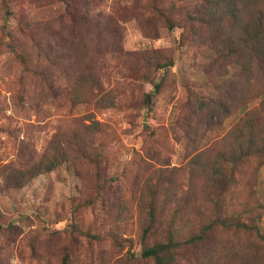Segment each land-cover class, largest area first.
Wrapping results in <instances>:
<instances>
[{
    "label": "rangeland",
    "instance_id": "rangeland-1",
    "mask_svg": "<svg viewBox=\"0 0 264 264\" xmlns=\"http://www.w3.org/2000/svg\"><path fill=\"white\" fill-rule=\"evenodd\" d=\"M263 35L264 0H0V264H264Z\"/></svg>",
    "mask_w": 264,
    "mask_h": 264
},
{
    "label": "trees",
    "instance_id": "trees-1",
    "mask_svg": "<svg viewBox=\"0 0 264 264\" xmlns=\"http://www.w3.org/2000/svg\"><path fill=\"white\" fill-rule=\"evenodd\" d=\"M246 45H247V43H246ZM254 49L257 50L258 49V46H255ZM218 227H221V228H224V229H235V230H242V229H244L245 232L246 231L248 233L252 232V230L250 228L244 227L243 225H241L239 223L227 222L226 220L220 221L218 223ZM208 228H211V227H208ZM207 231H206V229L202 230L201 234L198 235V238L197 239L198 240H202L203 237H204V235H205V232H207ZM255 237H256V240L257 241L264 242V237L261 236V235H259L258 233H255ZM170 249H171L170 246L162 245V246L157 247V248H153V249L146 250L145 252H143V256H145V257H152L155 260H157L158 263L161 264L160 261H163L164 256L169 253Z\"/></svg>",
    "mask_w": 264,
    "mask_h": 264
}]
</instances>
